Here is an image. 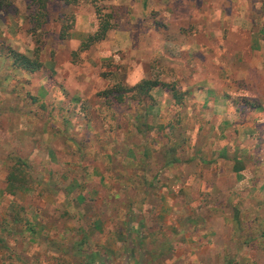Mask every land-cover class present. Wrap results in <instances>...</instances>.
<instances>
[{"label": "rangeland", "instance_id": "rangeland-1", "mask_svg": "<svg viewBox=\"0 0 264 264\" xmlns=\"http://www.w3.org/2000/svg\"><path fill=\"white\" fill-rule=\"evenodd\" d=\"M31 2L0 0V264H264V0Z\"/></svg>", "mask_w": 264, "mask_h": 264}, {"label": "trees", "instance_id": "trees-1", "mask_svg": "<svg viewBox=\"0 0 264 264\" xmlns=\"http://www.w3.org/2000/svg\"><path fill=\"white\" fill-rule=\"evenodd\" d=\"M47 2H48V0H32L31 4H33L34 7L36 8V11H37L36 16L38 18H39V16H45L46 17V4H47ZM100 15L101 16H99L100 24H99L98 31H97L96 35L89 37L88 40L86 39L87 42L86 41L84 42V45L86 47H89L90 45H92V43H95V42H98L100 40L105 39L108 30L111 28V24L107 20L106 16H105L106 19H103L104 15H102V14H100ZM13 55L15 58L16 66L19 69L27 70L30 72H35L37 69H39L43 66V63L39 59L38 54H34L33 56H28V55L21 53V52H13ZM156 85H157V83L154 81L143 80L139 84H137L136 87L140 88L141 93H147ZM10 180H11V187L12 188H16V185L14 184L15 182H17V183L19 182V184H22L20 177H18L15 174H12L10 176Z\"/></svg>", "mask_w": 264, "mask_h": 264}, {"label": "crops", "instance_id": "crops-1", "mask_svg": "<svg viewBox=\"0 0 264 264\" xmlns=\"http://www.w3.org/2000/svg\"><path fill=\"white\" fill-rule=\"evenodd\" d=\"M261 43H262V39H260Z\"/></svg>", "mask_w": 264, "mask_h": 264}]
</instances>
